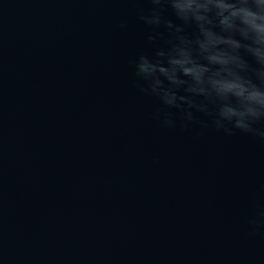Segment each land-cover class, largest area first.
<instances>
[{"label": "water", "instance_id": "95a60500", "mask_svg": "<svg viewBox=\"0 0 264 264\" xmlns=\"http://www.w3.org/2000/svg\"><path fill=\"white\" fill-rule=\"evenodd\" d=\"M0 264H264V0H0Z\"/></svg>", "mask_w": 264, "mask_h": 264}]
</instances>
